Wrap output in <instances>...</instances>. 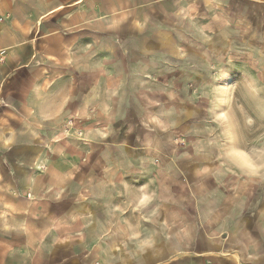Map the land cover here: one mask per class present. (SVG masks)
I'll use <instances>...</instances> for the list:
<instances>
[{
  "label": "rangeland",
  "instance_id": "rangeland-1",
  "mask_svg": "<svg viewBox=\"0 0 264 264\" xmlns=\"http://www.w3.org/2000/svg\"><path fill=\"white\" fill-rule=\"evenodd\" d=\"M4 72L42 176L4 264H264V0H0Z\"/></svg>",
  "mask_w": 264,
  "mask_h": 264
},
{
  "label": "crops",
  "instance_id": "crops-1",
  "mask_svg": "<svg viewBox=\"0 0 264 264\" xmlns=\"http://www.w3.org/2000/svg\"><path fill=\"white\" fill-rule=\"evenodd\" d=\"M5 75L6 72L3 73V76H1L0 80H2L3 77H5ZM3 96H4L3 93L0 92V98H2ZM4 99H5L4 104L12 108L4 107V106L0 108V185L9 187L8 191L13 193V196H8L5 199L0 197V209L3 206V202H7L9 206H10L9 203H16V201H14L15 191L21 190L24 192L26 188H31L33 186L36 187L38 182L41 181L42 178L41 175L35 177L33 172L30 170L32 168L31 150L28 153L26 152L25 149L21 151H16V147L19 149H22L23 147L26 148L25 147L27 146L26 142L29 143V141H26V138L30 139L32 135V129H31L32 114L26 113L24 111L23 100H20V102H18L10 97H5ZM40 153L41 151L39 152V154ZM26 155H28L27 164L25 162ZM34 170L36 171L35 167ZM23 206L26 207V211L28 213L31 211L30 209L31 205L28 203V201L26 202L24 201ZM3 211L8 213L10 209L7 210L5 209ZM49 216L54 221L58 220L59 217V215L54 213H50ZM10 218L11 217L8 218V214H3L2 217L0 215V221H1L0 232L2 229L5 230L6 232L8 230H14V232L21 230L19 229L20 227H11V229H9L7 224ZM1 223H3V225H1ZM215 249L218 251L217 248ZM215 249H208L201 252L198 251L196 252L194 251V249H192L194 255L191 257H196V259L193 258L188 259L186 257L185 260L188 262V264H226V263L233 264L231 263L232 258L230 257L221 256L220 257L221 261L218 262L215 261L216 260L215 258H217L216 256L214 257L212 255L205 256L206 253H211ZM185 250L188 252L191 251V248L190 249L185 248ZM7 252L9 254V249L7 248V246L3 241H0V264H4L3 256ZM24 262L16 260L14 262H11L10 264H18V263L23 264Z\"/></svg>",
  "mask_w": 264,
  "mask_h": 264
},
{
  "label": "bare ground",
  "instance_id": "bare-ground-1",
  "mask_svg": "<svg viewBox=\"0 0 264 264\" xmlns=\"http://www.w3.org/2000/svg\"><path fill=\"white\" fill-rule=\"evenodd\" d=\"M225 75L223 76V79L221 81V85L223 87V93H222V97H223V102L222 104H220L216 110H215V113L216 115L219 117V116H222V115H225L224 112H225V106L226 104L230 101L231 97H232V93H233V89H234V84H235V79H234V76L231 74V73H226L224 72ZM231 102V101H230ZM215 115V116H216ZM226 117V116H225ZM232 149H235V148H232ZM236 150V149H235ZM242 157H244V155H242ZM246 160V158H245ZM247 163H249L248 160H246ZM245 162V163H246ZM39 161L37 162V165H38V168H41L42 166L39 165ZM251 164V163H249ZM253 168V167H252ZM145 195V194H144ZM143 196V195H142ZM141 199V198H140Z\"/></svg>",
  "mask_w": 264,
  "mask_h": 264
}]
</instances>
